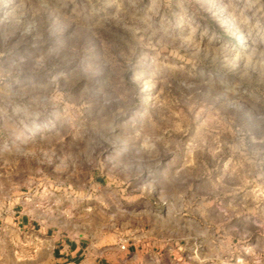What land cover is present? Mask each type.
I'll return each instance as SVG.
<instances>
[{"label": "rangeland", "instance_id": "374dc122", "mask_svg": "<svg viewBox=\"0 0 264 264\" xmlns=\"http://www.w3.org/2000/svg\"><path fill=\"white\" fill-rule=\"evenodd\" d=\"M26 200L105 240L206 222L213 264H264V0H0V264H49Z\"/></svg>", "mask_w": 264, "mask_h": 264}, {"label": "crops", "instance_id": "0c3cea01", "mask_svg": "<svg viewBox=\"0 0 264 264\" xmlns=\"http://www.w3.org/2000/svg\"><path fill=\"white\" fill-rule=\"evenodd\" d=\"M11 221L18 229H29L35 236L33 248L46 250L49 264H213L215 235L209 223L187 229L179 237V222L165 217L159 226L151 222L141 227L125 225L123 233L105 240L103 234L70 226L55 230L32 214L34 201L18 204ZM37 228V229H35ZM122 228V227H121ZM102 233V231H101ZM205 244L202 249L199 244Z\"/></svg>", "mask_w": 264, "mask_h": 264}]
</instances>
